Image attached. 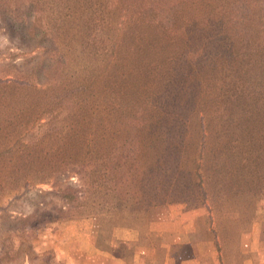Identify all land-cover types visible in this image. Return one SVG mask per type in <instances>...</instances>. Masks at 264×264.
I'll return each mask as SVG.
<instances>
[{"label":"rangeland","instance_id":"rangeland-1","mask_svg":"<svg viewBox=\"0 0 264 264\" xmlns=\"http://www.w3.org/2000/svg\"><path fill=\"white\" fill-rule=\"evenodd\" d=\"M168 206L264 243V0H0V264Z\"/></svg>","mask_w":264,"mask_h":264},{"label":"crops","instance_id":"crops-1","mask_svg":"<svg viewBox=\"0 0 264 264\" xmlns=\"http://www.w3.org/2000/svg\"><path fill=\"white\" fill-rule=\"evenodd\" d=\"M133 213L116 214L110 228L89 224L81 229L77 222L62 223L59 234L63 240L56 246L52 243L56 257L63 264H153L156 251H160L159 264H224L219 246L209 238L208 226L195 239L190 236L196 226L186 223L187 216L202 219L199 209L168 206L156 210V218L148 222H137ZM260 229L261 225L254 223L240 233L237 264H264Z\"/></svg>","mask_w":264,"mask_h":264},{"label":"trees","instance_id":"trees-1","mask_svg":"<svg viewBox=\"0 0 264 264\" xmlns=\"http://www.w3.org/2000/svg\"><path fill=\"white\" fill-rule=\"evenodd\" d=\"M195 175L197 176V172H195ZM203 195L205 196V192H203ZM217 242V241H216Z\"/></svg>","mask_w":264,"mask_h":264}]
</instances>
